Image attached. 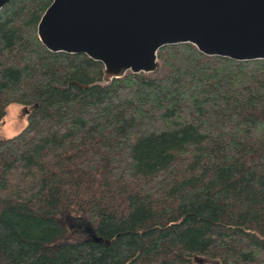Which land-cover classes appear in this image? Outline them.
<instances>
[{"label":"trees","instance_id":"obj_1","mask_svg":"<svg viewBox=\"0 0 264 264\" xmlns=\"http://www.w3.org/2000/svg\"><path fill=\"white\" fill-rule=\"evenodd\" d=\"M50 1L0 8V119L27 108L0 136V264H264V57L177 42L108 77L41 43Z\"/></svg>","mask_w":264,"mask_h":264},{"label":"water","instance_id":"obj_2","mask_svg":"<svg viewBox=\"0 0 264 264\" xmlns=\"http://www.w3.org/2000/svg\"><path fill=\"white\" fill-rule=\"evenodd\" d=\"M36 32L48 50L101 61L108 77L154 70L157 48L177 42L208 55L263 58L264 0H51ZM85 230L103 240L89 222Z\"/></svg>","mask_w":264,"mask_h":264},{"label":"rangeland","instance_id":"obj_3","mask_svg":"<svg viewBox=\"0 0 264 264\" xmlns=\"http://www.w3.org/2000/svg\"><path fill=\"white\" fill-rule=\"evenodd\" d=\"M23 107L24 105L18 103L7 104L5 114L0 119V136L13 135L24 125L26 113ZM61 219L64 220L63 217ZM65 220V223L70 226L80 225L81 223L80 218L67 217ZM78 221L79 223H77ZM82 227L84 228V226Z\"/></svg>","mask_w":264,"mask_h":264}]
</instances>
